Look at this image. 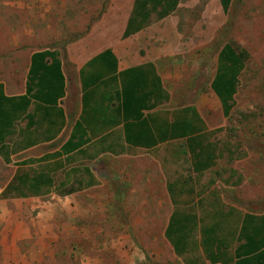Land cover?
I'll return each mask as SVG.
<instances>
[{"label": "rangeland", "instance_id": "1", "mask_svg": "<svg viewBox=\"0 0 264 264\" xmlns=\"http://www.w3.org/2000/svg\"><path fill=\"white\" fill-rule=\"evenodd\" d=\"M131 2L0 0V84L20 89L28 56L41 49L70 68L69 52L85 43L121 41L140 56L164 48L170 55L158 62L168 108L194 107L220 156L195 173L181 138L151 149L115 146V154L99 153V140L55 160L49 153L60 140L18 149L10 139L8 156L0 152V264H222L210 262L200 245L209 213L216 206L233 216L264 213V0H232L227 13L219 0H182L170 17L123 39ZM226 42L247 53L228 115L210 86ZM22 160L23 170L46 172L52 183L35 195L1 197ZM175 208L196 215L194 236L179 255L165 236ZM232 215L223 218L225 233Z\"/></svg>", "mask_w": 264, "mask_h": 264}, {"label": "trees", "instance_id": "2", "mask_svg": "<svg viewBox=\"0 0 264 264\" xmlns=\"http://www.w3.org/2000/svg\"><path fill=\"white\" fill-rule=\"evenodd\" d=\"M181 0H133L130 13L128 15L122 37H128L147 27L150 23L160 20L171 14ZM232 0H219L224 13L228 12ZM247 58V53L239 46L232 42H226L218 54V67L210 83L211 88L219 98L224 115H228L233 104L236 84L239 73L243 67V62ZM102 59V58H101ZM50 60V65L46 61ZM104 63L102 64V66ZM60 62L56 53L49 49L35 51L31 55V66L27 76L25 94L20 96H6L2 92L0 84V152H4L6 147V135L10 134L7 130L10 128L16 118V113L25 111L31 104L33 97H38L40 91L56 93L63 85V76L60 70ZM106 67V66H105ZM112 70L108 66L107 71ZM103 72L89 77L91 82H84L82 85L83 101L96 95L95 81ZM126 81L123 84V98L118 104L116 113H122L126 119L132 118L134 121L125 123L126 140L135 145L150 147L155 145L156 140L152 131H148L147 124L140 120L142 115L141 108L146 106L148 95L155 94L157 83L149 87V80L146 77V71L142 66L132 67L122 73ZM38 76V78H36ZM34 79H38L41 89L36 94H31V85ZM89 90H84L86 87ZM93 87V88H92ZM47 100L46 97L42 98ZM50 101L51 99L48 98ZM55 100V98H52ZM82 117V121L75 123L72 137L67 140L63 149L66 152L78 149L88 139L83 136L87 134L85 128L96 126V112L92 110ZM188 112H190L188 114ZM93 116V117H92ZM92 120H94L92 122ZM200 122V117L192 107L183 108L179 112V117H175L164 128V124L157 122L158 139L181 138L185 140L187 150L191 157V166L195 173H201L210 169L215 160L220 156L216 151V146L209 140L202 126L196 125ZM84 122V123H83ZM115 121H112V124ZM106 124V123H105ZM103 124V125H105ZM110 125V123H109ZM94 128V127H93ZM155 128V129H156ZM164 128V130H163ZM94 130H91L93 132ZM77 135V137H76ZM18 144V143H17ZM22 142L17 145L18 149L25 147ZM27 145L30 142L26 143ZM8 159V157H6ZM28 161L22 160L12 178L7 182L1 192V197L7 198L12 196H29L40 193L41 188H47L52 179L46 172L35 173L29 167L23 170L22 166ZM47 185V186H46ZM169 194L173 195V184L168 185ZM234 210L224 212L220 206L214 207L209 213V222L201 225L200 228V245L203 248L206 258L210 262H221L227 264L235 259L234 264H264V213L254 214L233 213ZM232 215L234 217L231 228L225 233L222 231L223 218ZM196 224V215L189 212H179L175 208L171 213L166 229L165 236L172 245L174 252L179 255L187 248V240L194 236ZM234 244V250L230 254L231 246ZM229 253V254H228Z\"/></svg>", "mask_w": 264, "mask_h": 264}, {"label": "crops", "instance_id": "3", "mask_svg": "<svg viewBox=\"0 0 264 264\" xmlns=\"http://www.w3.org/2000/svg\"><path fill=\"white\" fill-rule=\"evenodd\" d=\"M132 3L133 0L129 10L123 17L124 21L122 23L121 35L125 28ZM182 4L181 0L177 8L166 17H170L174 12L179 10V6H182ZM177 19L179 20V18ZM135 34L125 38L121 37L123 39H128ZM155 48H150L143 56H140L136 51L127 50L125 43L121 41H115L112 44L108 43L103 46H87L85 43L76 53L72 54V52H69V60L73 61L70 62V68L66 67L64 62L56 56L61 65L60 70L63 76V85L56 93L49 94L50 92L40 91L38 97H41V99L33 97L27 110L16 113L13 125L7 129L10 134L6 135V144H8L10 139L14 138L16 143L19 144L22 142V145H25V147L21 149H26L41 144H51L60 140L57 143V147L49 153L51 155L53 154V160H55V156L59 159L77 153H85V147L92 146L95 141H97L98 144L99 140L102 141V143L100 145V151L98 152L113 154L116 153L114 149L115 146L124 149H151L168 141L179 140V138L158 139V134L161 129L157 131V122H159V124H164L165 128L175 117H179V112H181L183 108H168L169 102L171 101V93L158 61L168 57L170 54H168L167 49ZM33 53H35V51L28 56L29 58L24 69V80L22 85H20L21 88L12 92L9 87L6 88L4 84H1L4 95L20 96L25 94L27 76L31 66V55ZM50 63V60L46 61L47 65H50ZM103 63L104 65L102 66ZM108 66H112V70L107 71ZM136 66H142L145 69L146 77L149 80L148 89L152 88V84L155 83H157L158 86V88L156 87L155 89V94L148 95L145 103L146 106L140 109L142 112L140 120L146 122L149 129L148 131H152L156 140L155 145L150 147L135 145L127 141L125 123L134 120L132 118L126 119L123 114L118 113V111L116 113L118 104L123 98L122 89L126 81L122 73ZM71 69L74 70V72H72ZM99 72L103 73L93 85L96 89V95L83 101L82 85L85 81L91 82L89 77L97 75ZM36 78H38V76H36ZM37 83H39L38 79H34L33 82L30 83L32 88L31 94L33 95L41 89ZM89 88L91 87L88 86L84 90H89ZM43 97H46L47 100L43 101ZM48 98H50L51 101ZM52 98H55L56 101ZM187 107L192 106L189 105L184 108ZM93 109L97 110L96 121L92 120V122H96V126H92V129L91 127L85 128L87 134L83 136V138L88 139V141L79 146L78 149L66 152V150L63 149V145H65L67 140L75 133V123L82 121V117L86 116V113L91 112V115H93ZM194 110L196 111V109ZM189 113L190 112H188V114ZM112 121H115V123L112 124ZM195 123L198 125L197 121ZM91 130L94 131L91 132ZM103 138L113 140L109 144H106ZM27 142H30V144L27 145ZM18 144L15 146L17 147ZM232 250H234V248ZM232 261L234 264L235 259Z\"/></svg>", "mask_w": 264, "mask_h": 264}]
</instances>
